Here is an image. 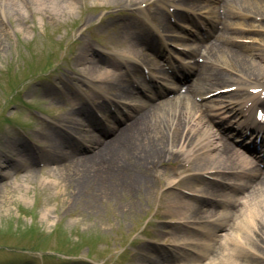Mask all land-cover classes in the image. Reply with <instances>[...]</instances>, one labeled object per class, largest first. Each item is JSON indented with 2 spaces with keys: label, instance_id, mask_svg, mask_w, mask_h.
I'll return each mask as SVG.
<instances>
[{
  "label": "rangeland",
  "instance_id": "1",
  "mask_svg": "<svg viewBox=\"0 0 264 264\" xmlns=\"http://www.w3.org/2000/svg\"><path fill=\"white\" fill-rule=\"evenodd\" d=\"M197 1L202 10L192 14L179 0H0V264H220L225 260L220 237L228 239L237 233L244 239L247 256L245 260L233 257L227 264H264L262 234L254 233L253 228L248 236L246 231L237 230L241 213L230 229L221 231L223 222L218 217L178 220L190 217L167 213L168 203L175 204L179 197L194 205L199 194L195 190L208 180H222L238 188L246 178L234 181L228 179L233 175L230 171H199L194 157L187 161L179 154L175 163L160 157L157 164L154 155L145 159L142 167L133 166V175L148 183L147 187L144 182L132 185L129 191L108 179L104 181L109 187L101 189L95 167H86L77 175L66 173L63 180L54 171L58 158L55 148L64 141L78 153L92 155L94 145L86 141L85 133H93L97 141L108 140L114 128L133 113L132 100L147 101L156 93L166 94L162 87L166 76L152 77L141 63L129 55L126 58L128 49H135L132 38L153 28L160 35L162 31L156 27L160 18L173 26L177 34L157 50L161 54L157 53V60L173 86H180L186 74L168 69L166 60L172 58L178 68L187 64L194 69L196 63L201 64L200 57L188 54L189 45L210 36L217 5ZM177 14L188 19L179 21ZM246 20L259 22L253 17ZM227 32L234 46H254L264 55V27L246 25ZM243 52L247 55V49ZM86 55L91 62H85ZM107 73L111 75L105 76ZM253 75L241 81L232 75L235 81L219 86L231 84L235 90L224 94L206 91L203 98H196L204 110L208 109L206 126L223 130L234 145L233 133L228 130L232 120L211 108L220 107L225 100L247 97V85L253 81L264 86V74L256 77L258 80H253ZM120 84L127 85L134 97L120 99ZM83 112L106 135L88 127ZM72 123L85 129L77 131ZM19 152L34 158L26 159ZM211 164L208 167H215ZM237 165L223 167L245 168L243 163ZM186 168L188 172L178 173ZM179 181L181 184H176ZM224 199L209 200L216 204ZM263 214L264 210L259 215ZM203 225L210 226L213 240L220 241L210 245L217 247L215 258L201 246L193 249L191 244L184 245L200 241Z\"/></svg>",
  "mask_w": 264,
  "mask_h": 264
},
{
  "label": "bare ground",
  "instance_id": "2",
  "mask_svg": "<svg viewBox=\"0 0 264 264\" xmlns=\"http://www.w3.org/2000/svg\"><path fill=\"white\" fill-rule=\"evenodd\" d=\"M165 1L168 0H162V2ZM179 1L180 6H183V8L190 12L202 10L203 7L197 0ZM209 1H214L217 5H214V12H212L214 14V19L212 20L213 33L210 34L207 40L200 41L198 44H191L190 47L192 48L189 52L193 56H200L203 64L207 63V66L202 64L196 65L193 79L188 84L186 90L182 87L176 88L172 92L176 94L174 98L157 99L155 97L149 103L141 99L138 101L134 100L137 104L135 108H138V110L129 115L123 124L114 130L110 138H106L108 140L97 141L94 139L93 133L92 136L85 133L86 141L94 145L95 151L92 155L80 154L77 152L78 150L64 141L58 148H55V152L58 153V158L56 160L54 159L57 161V166L54 171L63 180L64 178L66 179V173L72 175L76 173L77 175V172H80L86 167H95V171H97L96 173L99 176L97 180H100V184H102L101 189L109 187V183L107 185L104 181L108 179L109 181L115 180V184L120 185L126 191L131 190L132 185L136 184L137 186L140 182H144L145 186L147 185L148 180L144 179L145 181H140L138 176L133 175L130 169L133 166H137L138 168L142 167V162L144 163L145 159L152 158L154 155L153 160H157V164L160 157L161 159H167L166 163H175L180 155V157H183L187 161L194 157L199 162L198 164L201 168L199 171L232 170L236 171V173L241 172L239 173L241 176L237 178H245V174H248L254 178H250L248 183L240 186V188L238 187L239 189L234 188L233 192L230 190L231 187L228 184L204 182L203 186L195 190L201 196H196L194 205L179 197L175 204L174 202L173 204H171L172 202L170 204L168 203L167 213L190 217L188 219L178 220L198 219L197 221H209L212 218L218 217L223 222L219 226V230H225L228 227L230 229L232 223L238 218V213H241L243 217L241 225L238 226V223H235L238 226L237 230L242 232L246 231V235L248 236V231H251L253 228L254 233L262 234L264 240V214L259 215L264 210V169L261 170L258 168L256 163L246 159L225 137L221 136L209 125L206 126L205 117L208 109L204 110L205 106L203 107V105L195 100L202 93L210 91L211 89L221 88L219 85L232 81V75H235L241 81L253 75L254 70L258 71V73H255L258 75L254 74L253 80H258L256 77L264 74V55L258 52L257 47L250 46L245 48L242 46H234L229 41L230 37L227 36L228 30H235V28L239 30L246 25L260 29L263 28L264 23L260 22L264 21V0ZM63 4L66 5L64 2ZM232 17H240L241 19L231 20L230 18ZM250 17L259 19L257 20L259 22L247 21L246 19ZM175 18L179 21H186L188 19L182 14L175 15ZM159 22L160 25L157 23L156 27L160 28L165 37L161 36L162 33L158 35L157 31L153 28V31L148 32V34H140L132 38L130 41L131 44L134 43L135 49H128L129 52L126 53V56L129 55L137 62H141L152 72H159L162 69V64L156 58L157 50H155V45H164V41H168L170 38L172 39L177 34L173 26L165 18H160ZM155 32L158 37L157 40V37L153 34ZM139 46L142 47V50H139ZM244 48L245 50L247 49V55L243 52L245 51ZM147 51H151L152 53ZM84 60L87 63L91 62L88 55L84 56ZM94 66L96 67V65ZM95 67L94 69H97ZM110 75V73H107L105 76ZM123 84L118 85L117 96L124 100L134 97L130 88ZM247 87H257V82L253 81ZM244 102L248 104L237 106L239 108L233 107V105H236L234 102H226L225 104H221L218 109H226V111H232L233 116H240L243 121L235 122L239 126L251 128L255 131L256 129H262L264 127V121L262 125H253L248 115L249 113H255L256 105L264 106V93L257 92L255 94H249ZM241 107L242 110L245 111L248 109L250 112L242 113L240 111ZM82 115H85L84 112ZM85 120L89 124L88 127H92V130H96L99 135H105L96 127V124L92 122L89 116L85 115ZM77 124L72 123L77 131L80 130L82 132L85 126L79 123ZM198 128L199 130H197ZM186 144L187 147H185ZM19 153L20 155L23 154L22 156H25L26 159L33 157L22 152ZM210 163H213L211 165H215V167H208ZM238 163L245 165V168H241L242 171L238 170L239 168L228 169L226 167L228 164L235 166ZM224 165L226 166L223 167ZM185 172H188L187 168L179 169L178 171L179 174ZM172 183L173 181L169 184ZM176 184H181V181ZM102 186L104 187L102 188ZM228 187L229 193L227 192ZM216 197L225 199L223 203L218 201V204H213L209 199ZM190 222L194 223V221ZM208 227L207 225L200 227L202 229L201 232H203L202 234H204L200 236L201 242H184V245L191 244L193 245L191 246L193 249L201 246L206 251L211 252L212 257L215 258L218 252L215 253L214 250L217 247H210L213 241L216 242V239L213 240L215 234L211 232L210 226ZM196 231L199 230L196 229ZM253 231L252 234L254 236ZM239 236L240 234L237 233L233 236L230 235L228 239L220 237L223 242L221 244L222 249L225 251H222L225 254L223 256L225 260L223 261V258H221L220 260L222 261L220 264L230 263L229 261L233 257L241 256V259L245 260L248 251L244 246V239L241 240V236ZM250 240L255 242V244L257 243L255 237H252ZM219 242H216L215 245L219 244Z\"/></svg>",
  "mask_w": 264,
  "mask_h": 264
}]
</instances>
